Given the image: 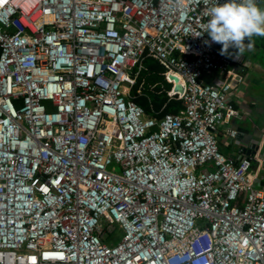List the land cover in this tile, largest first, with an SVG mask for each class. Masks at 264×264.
Returning a JSON list of instances; mask_svg holds the SVG:
<instances>
[{"label":"built area","instance_id":"2783aa9c","mask_svg":"<svg viewBox=\"0 0 264 264\" xmlns=\"http://www.w3.org/2000/svg\"><path fill=\"white\" fill-rule=\"evenodd\" d=\"M213 3L0 0V264H264L262 146L220 148L240 87ZM145 56L184 109L134 100Z\"/></svg>","mask_w":264,"mask_h":264},{"label":"crops","instance_id":"0c3cea01","mask_svg":"<svg viewBox=\"0 0 264 264\" xmlns=\"http://www.w3.org/2000/svg\"><path fill=\"white\" fill-rule=\"evenodd\" d=\"M257 4L264 8V0H258ZM252 42L253 48L250 51L246 48L239 59L235 58L237 49L228 50L234 57V64L228 71L230 79L240 87L236 99L240 116L226 125L237 129L239 137L234 140L228 139L223 129L218 134L221 137L220 148L236 161H239L245 152L246 154L248 151L251 152L258 144L262 146L264 156V95L260 87L264 83V62L261 59L264 52V37L254 36ZM239 78H242V82ZM262 177L264 178V170Z\"/></svg>","mask_w":264,"mask_h":264},{"label":"clouds","instance_id":"9594fccd","mask_svg":"<svg viewBox=\"0 0 264 264\" xmlns=\"http://www.w3.org/2000/svg\"><path fill=\"white\" fill-rule=\"evenodd\" d=\"M207 16L205 32L212 42L222 44L221 55H229V48H234L238 50L235 58L239 59L246 48H253L252 37H264V8L257 0H227L222 5L214 0Z\"/></svg>","mask_w":264,"mask_h":264},{"label":"trees","instance_id":"16d2710c","mask_svg":"<svg viewBox=\"0 0 264 264\" xmlns=\"http://www.w3.org/2000/svg\"><path fill=\"white\" fill-rule=\"evenodd\" d=\"M216 44L218 48H222V44ZM204 77L206 81L213 78L209 74ZM172 88V83L165 77L164 66L156 58L145 56L144 68L137 77L131 94L147 116L160 119L166 114H174L185 108L182 99L169 95Z\"/></svg>","mask_w":264,"mask_h":264},{"label":"rangeland","instance_id":"374dc122","mask_svg":"<svg viewBox=\"0 0 264 264\" xmlns=\"http://www.w3.org/2000/svg\"><path fill=\"white\" fill-rule=\"evenodd\" d=\"M261 59L263 60L264 62V52H263V55L261 57ZM261 87V90H262V93L264 95V83H262L260 85ZM264 116V115H263ZM121 237H122V232L121 230H116L115 233H113L110 237H109V243H113V244H117L120 240H121Z\"/></svg>","mask_w":264,"mask_h":264},{"label":"water","instance_id":"95a60500","mask_svg":"<svg viewBox=\"0 0 264 264\" xmlns=\"http://www.w3.org/2000/svg\"><path fill=\"white\" fill-rule=\"evenodd\" d=\"M170 79L172 81H174V92L175 93H183L184 92V86L181 83V80L178 76L176 75H170ZM250 153V151H248V154Z\"/></svg>","mask_w":264,"mask_h":264}]
</instances>
